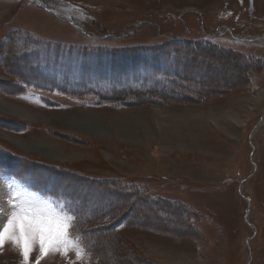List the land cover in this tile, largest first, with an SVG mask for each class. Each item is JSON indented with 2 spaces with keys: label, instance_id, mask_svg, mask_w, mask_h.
I'll use <instances>...</instances> for the list:
<instances>
[{
  "label": "rangeland",
  "instance_id": "rangeland-1",
  "mask_svg": "<svg viewBox=\"0 0 264 264\" xmlns=\"http://www.w3.org/2000/svg\"><path fill=\"white\" fill-rule=\"evenodd\" d=\"M52 1L0 0V101L40 116L0 109V165L49 191L21 202L78 213L82 259L39 264H264V99L247 101L264 90V0Z\"/></svg>",
  "mask_w": 264,
  "mask_h": 264
},
{
  "label": "snow or ice",
  "instance_id": "snow-or-ice-1",
  "mask_svg": "<svg viewBox=\"0 0 264 264\" xmlns=\"http://www.w3.org/2000/svg\"><path fill=\"white\" fill-rule=\"evenodd\" d=\"M9 189L8 203L10 212L7 219L0 223V250L6 242L19 248L22 264H30L31 254L36 246L39 256L31 264H39L40 259L50 253H60L67 258L74 251L77 259H82L81 237L74 235L77 216L60 201L63 210L40 208L26 204L18 199L16 185L30 191L22 181L5 182ZM36 195V193H33ZM51 198H46L50 200Z\"/></svg>",
  "mask_w": 264,
  "mask_h": 264
},
{
  "label": "bare ground",
  "instance_id": "bare-ground-1",
  "mask_svg": "<svg viewBox=\"0 0 264 264\" xmlns=\"http://www.w3.org/2000/svg\"><path fill=\"white\" fill-rule=\"evenodd\" d=\"M39 1L44 2V3L47 4V3H49L52 0H39ZM55 10L59 11V9H57V8H55ZM262 99H264V90L258 91L254 95L253 99L250 98L247 101L255 104L256 102H259ZM0 109L5 111V112H10L16 118H19V119L20 118L21 119L25 118V119H29L31 121H36L38 118H40V116H38L37 114L36 115L35 114H31V113H29V112H27V111H25V110H23V109H21L19 107H15V106H11L9 104H6L3 101H0ZM43 118H44V120L52 122L48 118H46V119H45V117H43ZM57 124H65V125L71 127L74 130L77 129V130L82 131V132L88 131L90 134H100V133L102 134L103 133V131L101 130L102 129V123L99 122L96 119H94V120L93 119H88V120H82L81 121V120L77 119L76 117H70V118L68 117V118H65V119H58ZM2 135H3V137L5 136L8 140H10L12 143L16 144V146H18L21 149H23V151L25 153L27 152V153L42 154V155H45L47 157H53V158L58 157L56 149L53 146L48 145V143H45L43 140H38V139L26 140V139H23V138H20V137H16V136H12V135H9V134H2ZM107 135H108V133H107ZM1 191H2L3 195L8 193L7 192V187L3 184L2 180H0V192ZM1 197H3V196H1ZM0 208H3V206L1 204H0ZM1 211H2V209H1ZM1 211H0V213H1ZM5 211H6V209H5ZM201 262H204V261H201ZM204 264H205V262H204Z\"/></svg>",
  "mask_w": 264,
  "mask_h": 264
},
{
  "label": "trees",
  "instance_id": "trees-1",
  "mask_svg": "<svg viewBox=\"0 0 264 264\" xmlns=\"http://www.w3.org/2000/svg\"><path fill=\"white\" fill-rule=\"evenodd\" d=\"M22 174H23V173H22ZM23 175H24V177H25L26 174H23ZM23 175H21V177H23ZM41 185H43V184L36 185V187H35L34 189H35L36 191H39V192L42 193V194L48 195V192H49V191L46 192L47 190H45L44 188H42ZM40 190H42V191H40ZM156 199H157V198H156ZM152 201L155 202V203H161V202L158 201V199L155 200V199L150 198L149 200H146V202H147V203H150V204H152ZM71 203H72V202H71ZM72 204H73V203H72ZM74 206H75V205H74ZM73 208H75V207H72V209H73ZM72 209H71V210H72ZM150 211H154V209H153V210H150ZM155 211H158V210L155 209ZM73 212H74L75 215L77 216L78 213L76 212V210H74ZM131 215H132V214L130 213V215H129L130 218H131ZM132 216H133V217H134V216H136V217H141V214H140V216H138L137 213H133ZM139 226H140V224H139ZM159 230H161V228H159ZM162 230H163V229H162ZM178 234H179V233H178ZM88 250L92 253V251H91L90 248H88ZM94 254H95L96 257H98V256H97V251H96V250H95ZM98 258H99V257H98Z\"/></svg>",
  "mask_w": 264,
  "mask_h": 264
}]
</instances>
